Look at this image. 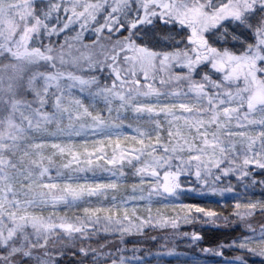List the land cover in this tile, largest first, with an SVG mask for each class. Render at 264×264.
I'll return each mask as SVG.
<instances>
[{
  "label": "snow or ice",
  "instance_id": "6c2138e0",
  "mask_svg": "<svg viewBox=\"0 0 264 264\" xmlns=\"http://www.w3.org/2000/svg\"><path fill=\"white\" fill-rule=\"evenodd\" d=\"M170 262L264 264V0H0V264Z\"/></svg>",
  "mask_w": 264,
  "mask_h": 264
},
{
  "label": "rangeland",
  "instance_id": "374dc122",
  "mask_svg": "<svg viewBox=\"0 0 264 264\" xmlns=\"http://www.w3.org/2000/svg\"><path fill=\"white\" fill-rule=\"evenodd\" d=\"M189 199L193 202H201V203H208V204L215 205V201H211V200L205 201V200H203L199 197H196V196H191V197H189ZM185 230H188V229H185ZM103 239H111V237L103 236V237H101V240H103ZM129 242H131V241H129ZM170 264H174V262H170Z\"/></svg>",
  "mask_w": 264,
  "mask_h": 264
},
{
  "label": "trees",
  "instance_id": "16d2710c",
  "mask_svg": "<svg viewBox=\"0 0 264 264\" xmlns=\"http://www.w3.org/2000/svg\"><path fill=\"white\" fill-rule=\"evenodd\" d=\"M197 230H200L199 228ZM206 232L208 233H212L213 235H221V233H218V232H213V229L212 228H209V227H205L204 229ZM95 243V242H94Z\"/></svg>",
  "mask_w": 264,
  "mask_h": 264
}]
</instances>
